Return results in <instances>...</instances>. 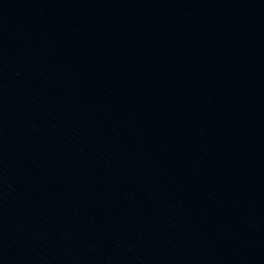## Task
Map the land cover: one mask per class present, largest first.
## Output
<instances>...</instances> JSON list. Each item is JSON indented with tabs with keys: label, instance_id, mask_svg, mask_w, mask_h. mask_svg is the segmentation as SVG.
Here are the masks:
<instances>
[{
	"label": "water",
	"instance_id": "95a60500",
	"mask_svg": "<svg viewBox=\"0 0 264 264\" xmlns=\"http://www.w3.org/2000/svg\"><path fill=\"white\" fill-rule=\"evenodd\" d=\"M0 264H264V0H0Z\"/></svg>",
	"mask_w": 264,
	"mask_h": 264
}]
</instances>
